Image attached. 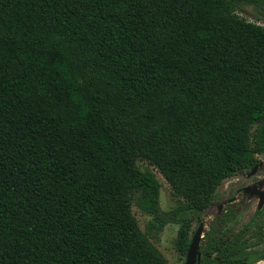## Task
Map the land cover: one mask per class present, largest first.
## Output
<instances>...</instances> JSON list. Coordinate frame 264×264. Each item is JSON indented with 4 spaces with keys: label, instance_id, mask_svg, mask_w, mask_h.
<instances>
[{
    "label": "trees",
    "instance_id": "trees-1",
    "mask_svg": "<svg viewBox=\"0 0 264 264\" xmlns=\"http://www.w3.org/2000/svg\"><path fill=\"white\" fill-rule=\"evenodd\" d=\"M242 1L264 15V0H0V264H170L132 209L168 221L139 160L180 200L186 256L218 186L264 152V24ZM207 248L201 264L250 260Z\"/></svg>",
    "mask_w": 264,
    "mask_h": 264
},
{
    "label": "rangeland",
    "instance_id": "rangeland-1",
    "mask_svg": "<svg viewBox=\"0 0 264 264\" xmlns=\"http://www.w3.org/2000/svg\"><path fill=\"white\" fill-rule=\"evenodd\" d=\"M238 12L247 19L264 24V15L256 3L242 1L238 6ZM256 157V163L250 168L237 171L222 181L214 193L212 204L201 213L204 231L200 241L201 261L199 264L207 255L208 245L217 240L230 244L234 259L239 258L240 254L244 256L249 254L248 248L249 242H251V264H264V259L257 257V261H255L252 257V254L255 256L264 254V206L258 210V218L255 219L253 215L258 206L259 197L251 194V191L245 190L246 187L249 189L264 187V152L256 154ZM138 163L143 168L152 169L160 181V207L164 214V220H168L161 229H157L150 225L153 216L142 211L134 203L132 209L139 221L140 228L143 232L149 229L150 234L146 235L148 241L165 256L170 264H184L186 256L180 254L176 246L180 222L174 220V217L181 218L183 215L173 216L170 214L172 211H176L180 200L173 194L172 187L164 175L155 167L146 160H139ZM253 172L256 173L252 175ZM220 205H223L221 209ZM185 216L189 217V214H185ZM201 222L195 220L192 226L193 230H196ZM250 233L251 236H249ZM213 256L214 254H211L209 264H216V260H212ZM234 264L248 263L244 261Z\"/></svg>",
    "mask_w": 264,
    "mask_h": 264
},
{
    "label": "water",
    "instance_id": "water-1",
    "mask_svg": "<svg viewBox=\"0 0 264 264\" xmlns=\"http://www.w3.org/2000/svg\"><path fill=\"white\" fill-rule=\"evenodd\" d=\"M246 191H251L249 187H246ZM260 195L258 206L261 207L264 204V189L257 192ZM221 207V205H220ZM204 231V224L201 222L197 229L194 231L189 248L187 250L186 259L184 264H198L201 261V249L200 241L202 239V233Z\"/></svg>",
    "mask_w": 264,
    "mask_h": 264
},
{
    "label": "flooded vegetation",
    "instance_id": "flooded-vegetation-1",
    "mask_svg": "<svg viewBox=\"0 0 264 264\" xmlns=\"http://www.w3.org/2000/svg\"><path fill=\"white\" fill-rule=\"evenodd\" d=\"M257 171V170H256ZM254 173H256V172H253L252 173V175L254 174ZM264 189V187H262V188H256V187H253V188H251V194H253V195H256V196H258L259 197V200H260V195L257 193L258 191H260V190H263ZM258 204H259V201H258ZM222 206L223 205H221V207H220V209L222 208ZM264 206V204L261 206V207H259V206H257V208H256V211H255V213H254V215H253V217H255V219H257L258 217H257V215H258V210H260L262 207ZM253 217H252V219H253ZM257 217V218H256ZM250 231H251V227H250ZM249 236H251V233L249 234ZM223 245H226L227 243H222ZM251 242H249V251H250V260H249V262H248V264H251ZM258 259H264V254L263 255H261V256H259V258ZM255 261H257V259L255 260ZM254 262V261H253Z\"/></svg>",
    "mask_w": 264,
    "mask_h": 264
}]
</instances>
